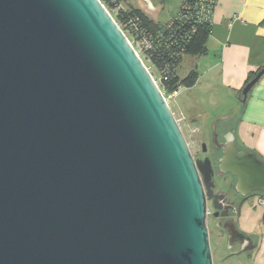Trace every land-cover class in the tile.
Masks as SVG:
<instances>
[{
    "label": "water",
    "instance_id": "1",
    "mask_svg": "<svg viewBox=\"0 0 264 264\" xmlns=\"http://www.w3.org/2000/svg\"><path fill=\"white\" fill-rule=\"evenodd\" d=\"M220 170L264 194L257 154ZM214 176L100 0H0V264H214Z\"/></svg>",
    "mask_w": 264,
    "mask_h": 264
},
{
    "label": "crops",
    "instance_id": "2",
    "mask_svg": "<svg viewBox=\"0 0 264 264\" xmlns=\"http://www.w3.org/2000/svg\"><path fill=\"white\" fill-rule=\"evenodd\" d=\"M141 1L138 0L142 7L135 8L165 26L187 0ZM191 58L193 70L200 77L212 73L211 86L235 95L232 108L239 112L237 141L264 161V77L252 90L246 105L239 95L250 73L264 67V0H218L207 54ZM221 90L216 93L219 95ZM259 199H264V195L246 201L238 218L240 232L251 239L252 248L238 258L219 260V264H264V206Z\"/></svg>",
    "mask_w": 264,
    "mask_h": 264
},
{
    "label": "rangeland",
    "instance_id": "3",
    "mask_svg": "<svg viewBox=\"0 0 264 264\" xmlns=\"http://www.w3.org/2000/svg\"><path fill=\"white\" fill-rule=\"evenodd\" d=\"M139 1L142 2L141 0ZM140 2L138 0H121L120 6L112 8L109 12L113 18L117 19L119 22L117 24H120V28L122 31L124 30V34L139 53L150 73L159 81L160 76L158 72L153 70L152 64L148 61L146 46L134 34L126 18V15L132 10H137L135 7H142ZM193 65V59L185 57L179 70V75L182 79L193 70ZM211 76L212 73L199 76V81L194 88L181 87L176 97L169 98V94L164 93L193 156H203L201 152L203 145H206L207 149H211V126L219 122L221 117L227 115L232 106L236 104L234 94L232 95L227 90L223 91L220 87L215 88L211 86ZM219 90H221V93L218 95L216 91ZM214 181L216 182L217 189H227L224 178L219 173H215ZM208 229L214 264H219V260L223 261L226 259L229 253L225 242V235L219 230L214 220L208 221Z\"/></svg>",
    "mask_w": 264,
    "mask_h": 264
},
{
    "label": "flooded vegetation",
    "instance_id": "4",
    "mask_svg": "<svg viewBox=\"0 0 264 264\" xmlns=\"http://www.w3.org/2000/svg\"><path fill=\"white\" fill-rule=\"evenodd\" d=\"M238 109L232 108L226 117H221L220 121L211 126V149H207L206 152L203 150V146L201 148V152L203 156H193L194 159L204 160L206 158H210L213 163L214 173H219L220 176L224 178L227 189L220 190L215 187L214 193L221 195L224 199H222V203L224 205L223 210L218 211L213 208V201H208V217H207V225L209 220H214L216 222L217 227L220 231H222L225 235L226 231L230 232L232 226H235L237 230L240 232V228L238 226V218L240 216V211L242 205L246 201H254L256 198L260 196L258 193H254L249 197H243L236 190L237 178L230 173H224L220 170V161L224 158V151L230 150L233 148L238 149L240 152L246 150L242 145L239 144L236 138V126L238 120ZM248 151V150H247ZM250 152V151H249ZM239 156L241 154L239 153ZM213 182L214 177H213ZM227 237L225 236V242ZM237 240V239H236ZM245 248H252V245H246ZM241 246L236 244L234 248H232L228 255L239 253ZM238 258V257H236ZM231 259V258H230Z\"/></svg>",
    "mask_w": 264,
    "mask_h": 264
},
{
    "label": "trees",
    "instance_id": "5",
    "mask_svg": "<svg viewBox=\"0 0 264 264\" xmlns=\"http://www.w3.org/2000/svg\"><path fill=\"white\" fill-rule=\"evenodd\" d=\"M100 1L103 3L106 9H108V11H110L114 7L120 6L121 4V0H100ZM126 18H127L128 24L131 19H139L140 28L148 32L150 31L153 34H156L163 30L165 32L167 31L166 36L168 37V33H169L168 25L171 23L172 20L167 25L162 26L152 21L141 10H132L130 13L126 15ZM114 19L115 21H117L116 18ZM117 23L119 22L117 21ZM179 27L185 30V28H187L188 26L180 25ZM211 33H212V24L210 25L205 24V25L199 26L192 40L189 43H185L184 45L185 50H184L183 55L180 50L175 49L174 47H171V48L162 47L156 54H153L151 56V61H149L150 59H148L149 63H151L152 66L155 68H159V67L161 68L163 65L169 67L168 77L170 81L165 82L164 83L165 90L162 89L165 94L172 95L173 93L178 92V90L181 87L194 88L200 76L198 71L192 70L191 72H189V74L185 78L182 79L179 75V70H180V67L185 57H201L207 54V42H208V39ZM261 69L262 68H260L259 70L255 72L250 73V75L248 76V79L246 80L244 84V87L251 80L255 78V76L258 74V72ZM153 70L155 71V69ZM242 89L240 90V93H239L240 101L243 100Z\"/></svg>",
    "mask_w": 264,
    "mask_h": 264
},
{
    "label": "built area",
    "instance_id": "6",
    "mask_svg": "<svg viewBox=\"0 0 264 264\" xmlns=\"http://www.w3.org/2000/svg\"><path fill=\"white\" fill-rule=\"evenodd\" d=\"M217 2L218 0H188L182 5V7L180 8L181 11L179 10V12L172 19L171 23L168 25V37L166 36L167 31L165 32L164 30L153 34L150 31L148 32L141 29L139 25V19H131L129 21V26L132 28L135 35L142 40L143 45L146 46L147 56L148 59H150L149 61H151V56L153 54H156L162 47H174L175 49L180 50L183 55L185 50V43H189L192 40L194 34L197 32V28L205 24H212V17ZM180 25L188 27L184 30L179 27ZM136 53L140 57L137 51ZM140 59L142 60L141 57ZM142 62L144 63L143 60ZM146 68L149 71L147 66ZM153 68L158 72L160 76L159 81H157L153 77L150 71L149 73L151 74L152 78L155 81V84L158 86L167 102V98L163 90H165L164 83L170 81L168 77L169 67L163 65L161 68ZM177 94L178 92H175L172 95H169V98L176 97ZM259 202L264 206V199H259Z\"/></svg>",
    "mask_w": 264,
    "mask_h": 264
}]
</instances>
